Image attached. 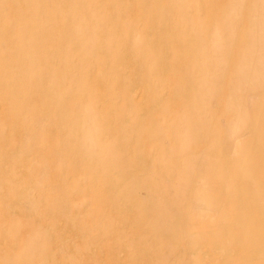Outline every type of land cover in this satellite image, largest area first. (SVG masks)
<instances>
[{
  "label": "rangeland",
  "instance_id": "374dc122",
  "mask_svg": "<svg viewBox=\"0 0 264 264\" xmlns=\"http://www.w3.org/2000/svg\"><path fill=\"white\" fill-rule=\"evenodd\" d=\"M251 110L264 0H0V264H227L191 244Z\"/></svg>",
  "mask_w": 264,
  "mask_h": 264
},
{
  "label": "crops",
  "instance_id": "0c3cea01",
  "mask_svg": "<svg viewBox=\"0 0 264 264\" xmlns=\"http://www.w3.org/2000/svg\"><path fill=\"white\" fill-rule=\"evenodd\" d=\"M250 112L245 126L242 121L235 129L234 146L226 145V153L219 155L217 172L205 177L220 184L217 193L208 188L209 202L218 204L217 217L211 206L209 225L200 234L203 239L187 242L189 249L213 247L207 251V261L264 264V112ZM195 257L204 259L205 254L198 252Z\"/></svg>",
  "mask_w": 264,
  "mask_h": 264
},
{
  "label": "bare ground",
  "instance_id": "6f19581e",
  "mask_svg": "<svg viewBox=\"0 0 264 264\" xmlns=\"http://www.w3.org/2000/svg\"><path fill=\"white\" fill-rule=\"evenodd\" d=\"M248 139V138H247ZM239 143V142H238ZM249 146V145H248ZM247 151V150H246ZM226 161V160H225ZM224 163V162H223ZM240 167V166H239ZM231 168V167H230ZM232 171V170H231ZM244 172V171H243ZM232 173V172H231ZM207 175H208V173H207ZM230 177V176H229ZM230 180V179H229ZM226 181H227V179H226Z\"/></svg>",
  "mask_w": 264,
  "mask_h": 264
}]
</instances>
